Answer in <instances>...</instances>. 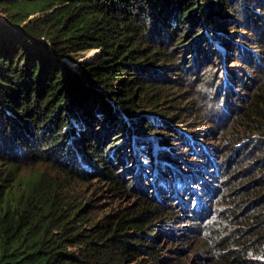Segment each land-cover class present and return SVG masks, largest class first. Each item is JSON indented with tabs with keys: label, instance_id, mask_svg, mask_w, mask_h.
<instances>
[{
	"label": "trees",
	"instance_id": "1",
	"mask_svg": "<svg viewBox=\"0 0 264 264\" xmlns=\"http://www.w3.org/2000/svg\"><path fill=\"white\" fill-rule=\"evenodd\" d=\"M203 45L208 64L228 53L235 68L222 61L216 66L223 74L212 75L193 66L190 81H199L190 85L179 52ZM92 48L93 57L79 60ZM173 87L187 95L177 98ZM192 96L198 111L187 108ZM205 104H222L224 122L214 124L222 155L199 164L221 174L217 187L198 181L203 171L195 160L181 170L177 155L167 151L159 160L156 141L153 148L141 140L168 129L197 143L172 119L189 112L207 119ZM118 135L121 144L110 142ZM137 152L151 159L160 188L172 192V177L188 186L186 207L197 220L208 212L215 217L209 239L226 264H264V0H0V164L8 166L0 174V264H132L143 253L139 263L155 257L154 224L173 213L145 184L137 204L108 213L95 211L83 188L91 180L131 187L118 168L129 160L125 171L137 170ZM36 162L54 177L14 176L17 167ZM189 181L201 186L211 209Z\"/></svg>",
	"mask_w": 264,
	"mask_h": 264
},
{
	"label": "rangeland",
	"instance_id": "2",
	"mask_svg": "<svg viewBox=\"0 0 264 264\" xmlns=\"http://www.w3.org/2000/svg\"><path fill=\"white\" fill-rule=\"evenodd\" d=\"M241 17V16H238ZM231 28H229V25L227 26L226 31H230ZM235 29V28H234ZM232 30V29H231ZM234 39V38H233ZM235 40L239 41V38H235ZM188 40H185L184 43H186ZM236 41V42H237ZM188 44V43H187ZM206 46V45H205ZM204 45L201 46L200 50L193 51V48L191 46L184 48L179 52V58L178 61H183V65H187V69L184 70L185 76L187 77L186 81H189L190 85L197 84L199 80H196L194 82H191L190 78L194 74V67L198 68V71L200 72V68H204L208 70L212 75L216 73L219 75L223 74L222 69L218 71V68L216 64L218 65L220 62H224V65H226L229 68H235L234 64L235 62L229 61L230 58L227 57L221 59L218 58V56H215V62L213 64H208L207 56L209 55L208 47L206 48ZM199 48V46H197ZM97 48L88 49L85 51L80 52V55H82L81 59H87L93 57L97 53ZM230 52V51H229ZM236 54L237 52L234 51ZM211 54V53H210ZM182 56L187 57V59H182ZM193 58V59H192ZM218 59V60H217ZM220 59V60H219ZM195 63V65H194ZM222 64V63H221ZM191 66L190 68H188ZM223 66V65H222ZM193 67V68H192ZM182 73V72H180ZM241 73V72H240ZM183 75V74H182ZM171 77H175L173 74H169ZM169 85H174V83L171 84L169 82ZM174 95L182 99V97L186 96L187 93H180L179 88H174ZM189 94H195L196 92L193 90V88H189ZM173 90H169V92H172ZM233 91L235 92H244L245 90L241 89L238 85L233 86ZM201 93V92H200ZM195 97L192 96L188 99L187 108L189 111H198L197 109H194L193 104L197 100ZM177 101L173 102L176 103ZM197 102V101H196ZM177 104V103H176ZM224 104V103H223ZM179 106H185L184 101L177 104ZM204 111H206V118L207 119H201L197 115H193L192 113H186V116H180L177 115V113L174 115L175 117L172 119L173 125L181 130L186 132L188 129L189 131L193 132L195 134L194 138L197 141L195 144H189L185 143L184 140H182L177 132L168 131V129H160L161 131L156 130L154 135L150 136L148 135L146 138H142L143 141H152L151 147H155L154 149L155 154L154 156L162 160L163 157L167 156V151H169V155H177L178 159L180 160V164L178 165L181 170H190L189 168V162H193L195 160L194 167L200 168L202 167L203 172H198L200 174L199 177H201L198 181L200 183L209 184L212 186H220L221 183H218V181L222 178L221 174L215 172L214 166L212 165H199L200 163H205L207 160V155H212L218 162V159H220L222 152L220 150H217V148L221 149V137L217 134L215 131V123L223 124V120L221 119V116L219 114L220 109L222 108V104H220V107H217L214 104H205L203 105ZM201 109V108H198ZM230 106L227 111H230ZM179 116L180 120H177V117ZM211 120V121H210ZM167 132L170 136L168 138H162L164 134ZM158 133L160 135H158ZM113 137V136H112ZM116 142L118 141V144H121L124 139H122V135H118L116 138L111 139L110 142ZM158 140V141H157ZM158 143H156V142ZM155 142V144H154ZM162 143V144H161ZM112 144V143H111ZM200 144V145H198ZM208 149V151L203 150L202 148ZM222 151V150H221ZM198 152V153H197ZM131 153L130 149H127V155ZM135 157H137V160H134L133 166L135 168H138L137 170L133 169L132 172L125 171L126 167L130 165V161H124L121 166H123V169L118 168L119 170L123 171V176L131 177L130 185L131 187H121L119 185L118 188H115L113 186H110L109 183L102 182V181H95L91 180L88 183L83 184V188H86L85 191H87V196H89L92 199L93 207L95 211L98 213L100 212H114L115 210L122 208V207H132L135 204L138 203L140 197V190L141 183L145 184L148 188V194L149 196L155 195L157 198V202L160 204H164L166 206H170L167 208L165 206L166 210H169L173 213V218H167L163 223H157L155 227L157 228V232L154 236L157 235V239L155 241L157 245V250L155 252V257L151 258L150 261L139 263L140 257H145L146 255L143 253L138 258L137 261L135 260L132 262V264H226L222 258L219 257V254L217 252V249L211 244L212 241L209 239V231L208 228H210V225L215 222L214 216H209L210 212L204 213L202 215V218L200 220H197L193 214L187 210L186 205L191 204V198L192 194H190V190L188 189V186L183 185L182 182H177L174 177L170 178V181H173V184L171 185V191H166L168 188L165 187V189L160 188L159 186V179L156 176V169L152 166H150L151 159L148 156H143L141 154H138ZM130 159V158H129ZM205 159V160H204ZM176 160V158H175ZM186 163L185 165L182 164L181 161ZM197 161V162H196ZM159 162L158 164H160ZM203 163V164H204ZM129 164V165H128ZM193 169V168H192ZM8 170L7 165L0 164V174H6ZM180 170V172H181ZM135 171L146 172V176L139 175L138 177L135 174ZM44 173L46 177H54L53 171L45 164V163H28L25 165H22L21 167H17L16 170H14V176L18 177L20 179H24V177H34L38 175L39 173ZM127 172V173H126ZM130 173V174H128ZM7 176L9 181V178L11 175ZM163 175H166V172H163ZM168 176H171L170 173ZM129 179V178H127ZM222 180V179H221ZM13 181V179L11 180ZM15 182V181H13ZM125 184L126 181H123ZM152 183V184H151ZM157 184V185H156ZM181 184V185H180ZM190 188L193 190V194H196V191L199 192L203 204H205L206 208L211 209L212 206L210 204L209 197L205 194V192H202L201 186L193 184V181H189L187 183ZM75 190L81 189L80 186L74 185L73 186ZM72 187V188H73ZM135 187V188H134ZM70 188V189H72ZM138 188V189H137ZM74 191V190H73ZM193 207V205H192ZM210 211V210H209ZM150 257H147L146 259H149ZM158 260V261H157Z\"/></svg>",
	"mask_w": 264,
	"mask_h": 264
}]
</instances>
